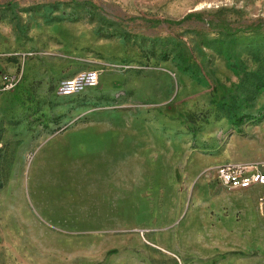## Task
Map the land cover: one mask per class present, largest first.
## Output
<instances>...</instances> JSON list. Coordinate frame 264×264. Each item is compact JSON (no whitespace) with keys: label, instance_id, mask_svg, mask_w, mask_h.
Segmentation results:
<instances>
[{"label":"rangeland","instance_id":"1","mask_svg":"<svg viewBox=\"0 0 264 264\" xmlns=\"http://www.w3.org/2000/svg\"><path fill=\"white\" fill-rule=\"evenodd\" d=\"M80 1L0 0V264H264V0Z\"/></svg>","mask_w":264,"mask_h":264},{"label":"built area","instance_id":"2","mask_svg":"<svg viewBox=\"0 0 264 264\" xmlns=\"http://www.w3.org/2000/svg\"><path fill=\"white\" fill-rule=\"evenodd\" d=\"M5 88L17 84L18 80L7 78ZM99 83V72L92 70L66 79L61 86L65 95H72L85 87H95ZM217 178L226 187L231 189H247L254 185L264 186V170L258 162H227L216 170Z\"/></svg>","mask_w":264,"mask_h":264},{"label":"trees","instance_id":"3","mask_svg":"<svg viewBox=\"0 0 264 264\" xmlns=\"http://www.w3.org/2000/svg\"><path fill=\"white\" fill-rule=\"evenodd\" d=\"M74 1H77V0H74ZM82 3H85V4H88V5H91V6H94L96 8H98L99 6L97 4H95L93 1L91 0H82L80 1ZM3 6H6V7H10L12 12H13V15L16 16V13H15V10L16 8L18 7V3L17 2H13V1H9V2H6L5 4H2ZM137 18H142V19H146L144 17H141V16H133L131 17L130 19L134 20V19H137ZM198 20V21H202V22H205L207 21L203 15L201 13H198V12H195V11H191V12H188L186 13L182 18L180 19H168V18H157V19H151V20H148L149 22L152 23L153 26H156V25H159V24H163V23H169V24H175V25H178V24H182L186 21H189V20ZM209 23V25L212 27V28H216V29H222L224 30L225 32L229 33V34H233V33H236L238 31H241V30H245V29H260L264 26V22H260L256 25L252 24L246 28H233L230 23L226 20H223L221 22H215L213 20L211 21H207ZM213 82H215V78H212ZM117 252L116 249H111L107 252V254H112V253H115Z\"/></svg>","mask_w":264,"mask_h":264},{"label":"crops","instance_id":"4","mask_svg":"<svg viewBox=\"0 0 264 264\" xmlns=\"http://www.w3.org/2000/svg\"><path fill=\"white\" fill-rule=\"evenodd\" d=\"M139 261H140V259L138 258V262ZM192 264H207V261H198V262H193Z\"/></svg>","mask_w":264,"mask_h":264}]
</instances>
